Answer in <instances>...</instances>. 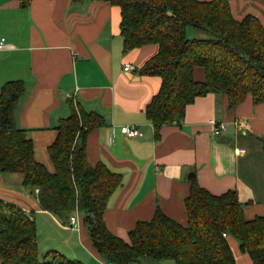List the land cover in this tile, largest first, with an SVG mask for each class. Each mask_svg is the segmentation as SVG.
Here are the masks:
<instances>
[{"label": "crops", "instance_id": "obj_1", "mask_svg": "<svg viewBox=\"0 0 264 264\" xmlns=\"http://www.w3.org/2000/svg\"><path fill=\"white\" fill-rule=\"evenodd\" d=\"M229 1L235 19L252 14L264 26V0ZM120 23V7L106 1L31 0L25 8L19 0H0V36L7 41L0 50V89L8 81L25 82L27 94L16 119L34 142L36 160L53 172L48 147L60 120L70 114L67 95L76 94L78 105L107 118L108 125L89 134L87 156L91 165L103 161L123 174L104 216L120 238L128 241L136 222L151 219L157 207L186 224L184 200L191 178L215 195L236 189L247 219L264 216V150L259 140L264 137V103L254 106L247 95L229 111L224 95L209 93L187 107L181 124L162 126L156 137L145 109L162 80L139 70L158 48L148 44L124 54ZM187 35L193 38L194 33ZM126 65L136 70L127 72ZM195 77L204 81V70L196 69ZM220 123L227 127L216 134ZM124 125L136 126L143 136L127 137L120 131ZM0 200L35 220L41 255L57 250L84 264H107L91 248L82 216L77 212L78 222L71 225L69 217L42 210L36 189L24 187L21 175L0 173ZM228 242L237 264H253L235 239L228 236ZM130 264L175 262L143 258Z\"/></svg>", "mask_w": 264, "mask_h": 264}, {"label": "trees", "instance_id": "obj_2", "mask_svg": "<svg viewBox=\"0 0 264 264\" xmlns=\"http://www.w3.org/2000/svg\"><path fill=\"white\" fill-rule=\"evenodd\" d=\"M19 1L25 8L31 3ZM93 1L120 7L124 54L157 45V52L139 70L143 76L162 80L145 109L156 137L162 126L181 124L187 107L209 93L224 95L229 111L247 95L254 106L264 103V26L256 16L235 19L229 0H72V4ZM189 27L212 37L189 38ZM198 68L204 70V81L196 80ZM26 94L23 80L8 81L0 89V173L19 174L24 187L39 189L44 211L64 218L84 212L92 247L106 263L130 264L148 258L175 264H237L228 242L232 236L253 264H264V216L247 219L236 189L215 195L196 178L189 180L184 200L186 224L157 207L151 219L136 222L128 241L114 234L104 216L123 174L103 161L93 166L87 156L89 134L108 125L107 118L69 99L70 114L60 120L57 137L48 147L54 167L50 172L36 160L34 142L16 119ZM259 140L264 150V137ZM0 260L1 264H84L57 250L41 255L35 220L2 200Z\"/></svg>", "mask_w": 264, "mask_h": 264}, {"label": "built area", "instance_id": "obj_3", "mask_svg": "<svg viewBox=\"0 0 264 264\" xmlns=\"http://www.w3.org/2000/svg\"><path fill=\"white\" fill-rule=\"evenodd\" d=\"M7 41L5 37L0 36V50L6 48ZM125 71L131 72L136 70V66L134 65H126L124 68ZM68 99H71L74 101L76 104V94H68L67 95ZM227 125L226 123H220L219 127L215 130L216 134H219L221 130L226 129ZM121 133L128 136V137H142L143 133L137 128L136 126H131V125H124L120 129ZM78 222V216L76 213H74L70 218H69V223L71 225H75ZM226 237V234H224ZM107 264H113V263H107Z\"/></svg>", "mask_w": 264, "mask_h": 264}, {"label": "rangeland", "instance_id": "obj_4", "mask_svg": "<svg viewBox=\"0 0 264 264\" xmlns=\"http://www.w3.org/2000/svg\"><path fill=\"white\" fill-rule=\"evenodd\" d=\"M187 32H188V34H189L190 36H191V33H192V34L194 33V36H193V37H197V38H211V37H212L211 35L207 34L206 32H203V31H195V30H194L193 28H191V27L188 28ZM27 189L30 190L31 192L34 191L33 188H27ZM78 213H79V212H78ZM79 214L82 216V218L86 216V214H85L84 212H81V213H79ZM82 227L85 229V231H86V233H87V236H88V238H89V240H90V243H91V238H90V232H89V226H88V224H84V223H82ZM230 238L235 239L236 242L238 243V246H239V241H238L236 238H234V237H232V236H230ZM90 246H91V248H92L93 250H95V249L92 247V243H91ZM73 252H74V251H72V253H73ZM87 252H88V251H87ZM69 255H70V254H66L67 257H68ZM68 258L77 260V258H75V257H73V256H69Z\"/></svg>", "mask_w": 264, "mask_h": 264}, {"label": "bare ground", "instance_id": "obj_5", "mask_svg": "<svg viewBox=\"0 0 264 264\" xmlns=\"http://www.w3.org/2000/svg\"><path fill=\"white\" fill-rule=\"evenodd\" d=\"M216 129H217V127H216ZM128 137V136H127ZM130 138H133V137H130ZM36 191H37V193L39 192V189H36Z\"/></svg>", "mask_w": 264, "mask_h": 264}, {"label": "water", "instance_id": "obj_6", "mask_svg": "<svg viewBox=\"0 0 264 264\" xmlns=\"http://www.w3.org/2000/svg\"><path fill=\"white\" fill-rule=\"evenodd\" d=\"M191 177H195V174H192V176H189V178H191Z\"/></svg>", "mask_w": 264, "mask_h": 264}]
</instances>
